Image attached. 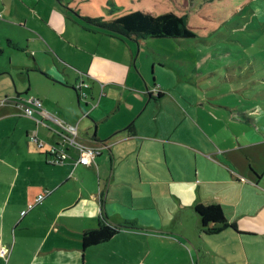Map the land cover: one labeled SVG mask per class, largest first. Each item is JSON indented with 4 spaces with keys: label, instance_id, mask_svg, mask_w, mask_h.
Instances as JSON below:
<instances>
[{
    "label": "crops",
    "instance_id": "crops-1",
    "mask_svg": "<svg viewBox=\"0 0 264 264\" xmlns=\"http://www.w3.org/2000/svg\"><path fill=\"white\" fill-rule=\"evenodd\" d=\"M216 2L215 10L200 13L207 22L204 34L219 29L217 19L239 15L247 22L237 27L247 35L254 30L264 41V0ZM11 6V1L0 0V12H10ZM227 8L231 10L225 12ZM130 10L110 13L108 19L134 12ZM28 20L37 23L40 31L25 38L26 46L12 38L5 25L0 31V56L9 50L16 57L11 60L16 63H4L0 57V244L10 250L9 261L0 258V264H264V179L252 168L247 173L246 163L236 156V147L250 145L240 141L230 147L217 141L191 145L174 140L176 130L184 131L173 125L162 107L145 115L141 108L95 106L94 93L103 87L95 80L89 86L84 74L92 75L94 63H20V53L30 55L33 42H42V56L66 54L75 37L69 29L59 32L39 13H31ZM250 23L256 26L252 29ZM204 34L197 33L205 38ZM80 52L89 59L86 50ZM83 82L90 90L86 100L74 89ZM156 88L153 84L152 90ZM157 95L158 100L166 96L163 90ZM29 96L43 103L38 117L49 113L59 118L56 124L47 121L53 129H60L64 121L77 128L79 142L102 148L93 165L74 167L77 152L72 148L67 149L71 157L65 162L51 165L48 148L60 144L63 136L59 130L57 134L37 125L18 107L17 100ZM169 100L177 113L189 116ZM260 120L264 121L263 115L255 122ZM261 128L257 126L264 133ZM34 134L46 143L44 149L31 141ZM42 194L43 203L29 210ZM212 204L223 207L235 229L217 235L201 231L195 208ZM125 223L134 228L121 229L109 242L83 249L86 232L102 224Z\"/></svg>",
    "mask_w": 264,
    "mask_h": 264
},
{
    "label": "rangeland",
    "instance_id": "rangeland-1",
    "mask_svg": "<svg viewBox=\"0 0 264 264\" xmlns=\"http://www.w3.org/2000/svg\"><path fill=\"white\" fill-rule=\"evenodd\" d=\"M9 1L11 11L0 12V31L5 25V31L22 46L27 45L26 37L40 31L37 23L28 20L31 13L48 18L59 32L64 33L65 29H69L75 36L66 54L59 51V55L49 53V56H42L39 51L42 42H33L30 44V55L20 53V63H94L92 75L89 76L86 71L84 74L88 75L89 79L85 80L89 86L95 80L103 87L99 94L94 93L95 106L111 103L115 110L121 108L122 111L141 108L145 115L162 107L172 117L173 125H180L184 131L179 134L176 130L174 140L187 141L191 145L216 141L228 147L237 146L238 141L241 145L248 144L250 146L246 149L236 147V156L240 162L246 163L247 173L252 168L264 179V133L257 130L258 125L262 127L261 130L264 129V121L255 122L256 117H264V41L259 42V35L255 32L242 35L237 26L247 21L241 16L227 14L226 18L217 19L215 24L219 29L211 31L209 35L205 33V38L121 41L100 32L85 30V19L102 16L107 20L115 8H130V11L144 13L147 9L158 14L176 12L188 15L191 27L202 36L207 30L204 25L207 22L200 13L207 8L215 10L213 8L218 5L214 2L218 0ZM229 10L227 8L225 12ZM18 13L20 16H17ZM5 20L11 23L4 24ZM25 21L27 26L24 25ZM249 26L253 29L256 23ZM242 38L243 43L238 41ZM5 47L11 49L7 43ZM80 50H86L89 59ZM228 50L233 52L221 55ZM13 54L8 50L0 57L4 63H16L11 61L16 59ZM152 82L158 90H152ZM159 89L166 96L158 100ZM85 90L87 93L89 89ZM74 96L72 98L78 102V96ZM170 98L185 112L188 111L189 116L182 117L177 113ZM74 151L78 157L79 152Z\"/></svg>",
    "mask_w": 264,
    "mask_h": 264
},
{
    "label": "trees",
    "instance_id": "trees-1",
    "mask_svg": "<svg viewBox=\"0 0 264 264\" xmlns=\"http://www.w3.org/2000/svg\"><path fill=\"white\" fill-rule=\"evenodd\" d=\"M111 12L112 14L114 13L118 14L121 11L120 9L115 8ZM190 19L191 18H189L188 15L180 16L176 12H167L160 15H154V14L144 13L141 11H136V12H130L125 15H120L115 19L106 20L103 17L87 18L85 19L86 22L84 23L85 24L84 26H85V30L100 32L104 35L112 36L121 41H140V40H148V39H166V38L196 39L198 35L194 31V28L191 27ZM242 35L243 36L245 35L243 31H242ZM261 39L262 37L261 35H259L258 41L263 42V40L261 41ZM238 41L243 43L244 38L239 39ZM237 47L238 45L236 46V48ZM228 51L229 52L222 53L221 55L231 54L233 52V50H228ZM232 56L233 54L231 55V57ZM74 89L77 91V94L79 96L76 87H74ZM29 97H25V99ZM46 157L48 158L47 155ZM78 166H82V165H78ZM78 166L74 165V167H78ZM195 210L201 220L200 229L205 234L217 235L229 227H233L234 229L236 228L235 225L231 226L228 224L224 209L221 205L218 204H212L208 206L197 205ZM211 225H215V227H211ZM131 228H134V224L132 223H125V225L121 227H113L109 224H102L99 228L95 230H90L83 235V240H82L83 249L86 250L93 246H98L106 242H109L120 232L121 229H131Z\"/></svg>",
    "mask_w": 264,
    "mask_h": 264
},
{
    "label": "built area",
    "instance_id": "built-area-1",
    "mask_svg": "<svg viewBox=\"0 0 264 264\" xmlns=\"http://www.w3.org/2000/svg\"><path fill=\"white\" fill-rule=\"evenodd\" d=\"M88 88V85L83 82V83H79L76 86V89L78 90L79 96L84 100L87 99L88 95L85 92V89ZM38 97H29L27 99H20L18 101L17 104H25V111L26 113H28L30 116H33L32 119H34L37 123V125H42L44 127H46L49 130H54L57 133V130H59L64 138L66 139V141H64V139L62 137L59 136L60 138V144L55 145L52 144L49 146L47 154L49 155V161L52 164H59V163H63L65 162L68 158H69V154L67 152V149H75L79 152V156L77 157V159L75 160V166L78 165H84L86 164L88 161H92L95 163V159H96V153L94 150L91 149H87L85 148L81 143H79L77 140H75V136H76V129L71 127L70 124H67L66 122L62 121V127H60V129H53V127H51L48 124V120L54 122L56 124V120L59 119L58 117L52 116L49 113L47 115H41V117H38V113L35 110V107H41V103L37 100ZM43 123H45V125H43ZM58 134V133H57ZM31 141H33L34 143L37 144V146L40 149H44V147H46V143L44 141H42L38 135L34 134L30 137ZM101 151L102 148L100 147ZM86 166V165H84ZM88 167V166H87ZM45 199V195L42 194L40 195L36 200L35 203H32L29 205V210L33 209L35 207V205L38 204H42L43 201ZM26 212L23 213V215H25ZM9 249L0 244V258L6 262L9 261Z\"/></svg>",
    "mask_w": 264,
    "mask_h": 264
},
{
    "label": "bare ground",
    "instance_id": "bare-ground-1",
    "mask_svg": "<svg viewBox=\"0 0 264 264\" xmlns=\"http://www.w3.org/2000/svg\"><path fill=\"white\" fill-rule=\"evenodd\" d=\"M37 100L41 103V107H35V110L37 111V113H38V111H44V108H43V103H42V101L40 100V99H38L37 98ZM18 101L19 100H17V102H16V104L18 103ZM18 105V107H20L22 110H23V112L28 116V117H33V116H30L28 113H26V111H25V104H17ZM72 127V126H71ZM73 128H75V127H73ZM76 129V136H75V140H77V138H78V133H77V128H75ZM62 136H63V134H62ZM63 139H64V141H66V139L64 138V136H63ZM78 141V140H77ZM79 142V141H78ZM79 143H81V142H79ZM82 144V143H81ZM85 148H87V149H91V150H94L95 151V153H96V156H98L99 154H100V149H98V148H94V147H87V146H85L84 144H82ZM84 165H86V166H91V165H93V160L91 161H88L86 164H84ZM45 195V194H44ZM28 209H29V207H28ZM27 213V212H26Z\"/></svg>",
    "mask_w": 264,
    "mask_h": 264
},
{
    "label": "flooded vegetation",
    "instance_id": "flooded-vegetation-1",
    "mask_svg": "<svg viewBox=\"0 0 264 264\" xmlns=\"http://www.w3.org/2000/svg\"><path fill=\"white\" fill-rule=\"evenodd\" d=\"M19 98V97H18ZM21 98H23V97H21Z\"/></svg>",
    "mask_w": 264,
    "mask_h": 264
}]
</instances>
